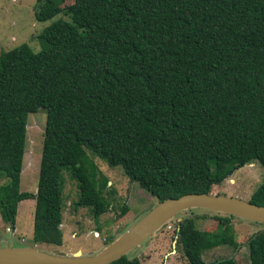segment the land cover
Returning a JSON list of instances; mask_svg holds the SVG:
<instances>
[{
  "label": "trees",
  "instance_id": "16d2710c",
  "mask_svg": "<svg viewBox=\"0 0 264 264\" xmlns=\"http://www.w3.org/2000/svg\"><path fill=\"white\" fill-rule=\"evenodd\" d=\"M61 4L45 0L35 20H53ZM67 12L68 21L38 36V52L23 44L0 54L4 224L14 229L18 204L33 199L32 244L61 246L63 171L77 182L75 209L106 213L87 152L159 202L210 194L245 165L264 169V0H73ZM40 109L46 123L34 195L20 192V174L27 117ZM249 202L264 207V176ZM233 219L219 216L217 231L207 232L196 217H182L176 250L188 264H207L205 251L246 247L249 264H264V230L239 244Z\"/></svg>",
  "mask_w": 264,
  "mask_h": 264
},
{
  "label": "rangeland",
  "instance_id": "374dc122",
  "mask_svg": "<svg viewBox=\"0 0 264 264\" xmlns=\"http://www.w3.org/2000/svg\"><path fill=\"white\" fill-rule=\"evenodd\" d=\"M44 1L0 0V54L23 44L38 52L41 48L38 36L43 30L57 19L66 21L70 19L67 7L73 0H60L62 4L56 18L43 23L37 22L35 14L43 6ZM45 123L46 112L42 109L27 117L26 142L20 174L21 193L36 194ZM86 155L97 167V188L101 190L103 198L109 204L108 211L95 218L87 208L75 209L74 203L79 196L77 182L68 171H63L62 245L32 244L35 200L30 199L18 204L14 229L0 219V248L30 247L52 255L64 256L70 253L72 256L80 253L82 256H93L106 247L111 238L115 241L133 228L156 206V200L137 184L131 183L120 167H111L89 152ZM263 176L264 169L258 163L245 165L235 170L222 183L213 184L209 193L249 201L260 186ZM104 180L107 181L105 188ZM4 182L6 181L0 180V186ZM124 206L128 208V212L122 217L121 210ZM219 216L224 215L204 209L182 212L126 256L129 259L137 258L140 264H188L182 252L176 250V244L173 248V232L177 219L196 217L198 230L216 232V218ZM232 226L234 238L239 244H245L253 233L264 230L262 224L238 218L233 219ZM230 257L236 264H249L246 247L235 252L230 247L220 246L205 251L202 255L207 264Z\"/></svg>",
  "mask_w": 264,
  "mask_h": 264
},
{
  "label": "water",
  "instance_id": "95a60500",
  "mask_svg": "<svg viewBox=\"0 0 264 264\" xmlns=\"http://www.w3.org/2000/svg\"><path fill=\"white\" fill-rule=\"evenodd\" d=\"M195 209L214 211L223 215L264 225V207L225 195L188 194L178 199L156 200V206L133 228L93 256L76 253L52 255L36 248H0V264H111L146 242L158 229L178 214ZM181 218L177 219V223ZM175 237L173 248L176 244Z\"/></svg>",
  "mask_w": 264,
  "mask_h": 264
},
{
  "label": "crops",
  "instance_id": "0c3cea01",
  "mask_svg": "<svg viewBox=\"0 0 264 264\" xmlns=\"http://www.w3.org/2000/svg\"><path fill=\"white\" fill-rule=\"evenodd\" d=\"M170 225V224H169ZM168 227H170V226H168ZM169 229V228H168ZM32 239V238H31ZM140 247V246H139ZM139 247H137V248H139ZM68 256H70V253L68 254Z\"/></svg>",
  "mask_w": 264,
  "mask_h": 264
}]
</instances>
